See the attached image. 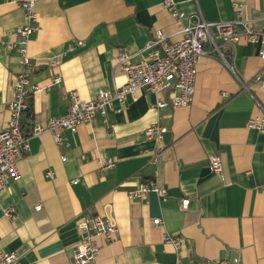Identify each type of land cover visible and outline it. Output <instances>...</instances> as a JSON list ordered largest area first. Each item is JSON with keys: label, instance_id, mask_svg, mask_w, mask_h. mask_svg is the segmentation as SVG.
Wrapping results in <instances>:
<instances>
[{"label": "crops", "instance_id": "obj_1", "mask_svg": "<svg viewBox=\"0 0 264 264\" xmlns=\"http://www.w3.org/2000/svg\"><path fill=\"white\" fill-rule=\"evenodd\" d=\"M161 1L35 0L28 54L38 68L31 78L38 89L28 98L32 114H23V131L65 114L72 91L89 100L99 89L123 85L126 75L115 56L123 51L138 60L153 30L177 29ZM234 2L264 31V0H176V6L186 16L200 10L205 20L219 22L233 18ZM24 22L19 0H0V130L19 69L18 52L6 44L16 41ZM258 54V44L241 40L228 56L231 69L216 56H201L185 107L155 110L154 95L141 92L109 110L106 122L96 115L74 133L59 130L68 148L57 146L49 132L32 135L19 177L0 193V248L16 252L20 264H74L78 220L100 215L118 232L109 241L96 239L99 254L87 264H198L226 254L264 264V135L246 127L260 113L258 102L264 107V89L252 82L264 66ZM53 60L58 65L50 66ZM155 122L164 128L158 164L152 162L154 142L144 136ZM212 154L221 159L220 174L209 169ZM100 158L115 166L101 171ZM149 178L167 189L165 199L154 192L128 198L127 190ZM154 218L161 223L154 225ZM165 235L179 238L177 250Z\"/></svg>", "mask_w": 264, "mask_h": 264}, {"label": "built area", "instance_id": "obj_2", "mask_svg": "<svg viewBox=\"0 0 264 264\" xmlns=\"http://www.w3.org/2000/svg\"><path fill=\"white\" fill-rule=\"evenodd\" d=\"M19 4L25 22L15 30L16 41L6 44L8 48H15L18 52L19 69L12 81V98L7 104L8 119L0 130V193L11 180L19 177L18 162L28 152L32 135L49 132L57 146L68 148L69 143L59 130L74 133L79 125L91 122L96 115H100L106 122L109 110H120L127 101L137 100L141 92L154 95L152 107L155 110L168 106L185 107L193 99L200 57L216 56L231 69L228 56H232L234 44L241 40L258 44V56L264 62V31L253 28L252 20L245 16L242 4L233 3V18L209 22L205 20L200 10L192 16H186L177 8L176 0H162L160 5L177 22V29L171 34L165 33L162 29L153 30L142 49L145 54L138 60H133L131 55L123 51L115 56L114 63L125 73L126 82L114 89H99L89 100L82 99L77 91H72L71 102L65 114L49 118L43 124H35L32 132L28 134L22 129V117L28 107V98L38 89V85L31 79L38 68L31 62L28 54V42L36 29L35 0H19ZM174 36L177 37L174 39ZM76 45H82V41L76 42ZM58 63V60H53L50 66L54 67ZM52 81L58 84L60 77L55 75ZM252 82L264 89V66L253 76ZM115 105L118 107L115 108ZM258 105L260 113L249 118L246 127L264 135V107L259 102ZM163 131L164 128L158 122L144 130V136L154 142L152 151L154 164H158ZM61 160H66L65 155H61ZM98 164L101 171H107L115 166V161L110 158H100ZM208 164L213 174L221 173L222 162L218 155H209ZM45 174L50 178L53 172L47 170ZM71 182L76 183L77 180ZM148 192H154L161 199L167 196V189L154 178L146 179L127 190V196L130 199H138ZM188 201V199L181 200V205L186 206ZM40 208V204L35 206L36 210ZM13 212L14 209L11 207L5 210L7 216ZM152 223L159 225L161 220L154 218ZM76 227L80 232V239L72 253L74 264L95 261L100 251L96 239L102 237L109 241L118 232L114 224L100 215L83 217L78 220ZM164 240L172 244L175 250L179 248L178 237L165 235ZM0 264L20 263L16 252L0 248ZM172 264L182 263L176 261ZM198 264L243 263L238 256L226 254L223 258L206 260Z\"/></svg>", "mask_w": 264, "mask_h": 264}, {"label": "trees", "instance_id": "obj_3", "mask_svg": "<svg viewBox=\"0 0 264 264\" xmlns=\"http://www.w3.org/2000/svg\"><path fill=\"white\" fill-rule=\"evenodd\" d=\"M24 114L27 118H31V114H32V106L31 103L28 104V107L26 108V110L24 111Z\"/></svg>", "mask_w": 264, "mask_h": 264}]
</instances>
